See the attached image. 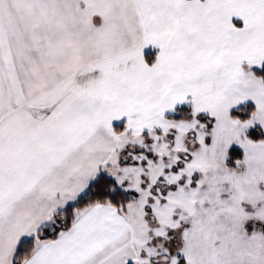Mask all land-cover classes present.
<instances>
[{"label":"snow or ice","instance_id":"snow-or-ice-1","mask_svg":"<svg viewBox=\"0 0 264 264\" xmlns=\"http://www.w3.org/2000/svg\"><path fill=\"white\" fill-rule=\"evenodd\" d=\"M0 264H264V0H0Z\"/></svg>","mask_w":264,"mask_h":264}]
</instances>
